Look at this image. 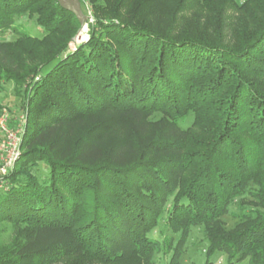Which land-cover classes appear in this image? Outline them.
I'll return each mask as SVG.
<instances>
[{
    "label": "trees",
    "instance_id": "obj_1",
    "mask_svg": "<svg viewBox=\"0 0 264 264\" xmlns=\"http://www.w3.org/2000/svg\"><path fill=\"white\" fill-rule=\"evenodd\" d=\"M87 1L70 49L81 24L56 0H0V83L26 114L0 264H145L161 220L168 264L200 224L206 264H264V0ZM245 194L260 209L223 228Z\"/></svg>",
    "mask_w": 264,
    "mask_h": 264
},
{
    "label": "rangeland",
    "instance_id": "obj_2",
    "mask_svg": "<svg viewBox=\"0 0 264 264\" xmlns=\"http://www.w3.org/2000/svg\"><path fill=\"white\" fill-rule=\"evenodd\" d=\"M80 2L82 11L87 16V19L82 29H80V31L75 35L77 36L79 34L77 40L80 42L78 43L77 40L73 41L72 39V42L69 44L70 49H73L77 44L87 40L89 31L88 23L93 22L90 4L87 0H80ZM34 17L35 15H24L18 19L15 23L17 30L25 31L32 36H41L44 28L37 25ZM18 36L19 34L17 31L8 32L6 34V39L15 40ZM17 88L18 85L11 80L2 81L0 83V118L2 115H7L8 122L10 120V127L15 125L14 120L19 121L22 115H26L24 110L21 108L20 100L17 98ZM191 119L192 118L189 116L185 123L189 124ZM3 134L4 133L0 131V139L3 137ZM253 200L254 198L250 194H245L237 199L234 205L230 206L225 214L221 216L219 221L221 226L225 229H231L239 220V215L237 216V214H249L251 209H258L259 207L257 208L256 203ZM15 233L16 229L11 223L0 221V247L8 246L13 241ZM152 236L161 243V247L158 251L154 252L148 260H145V264H168L169 255H165L162 241H164L165 238L172 236V244H175L179 234L172 233L166 227L165 222L161 220L155 231L152 233ZM183 250L184 251L179 259V264H206L208 241L205 238L204 226L202 224L194 225L189 228L185 236ZM207 264H227L226 255L218 253L211 256L210 261ZM234 264H247V261L245 260Z\"/></svg>",
    "mask_w": 264,
    "mask_h": 264
},
{
    "label": "built area",
    "instance_id": "obj_3",
    "mask_svg": "<svg viewBox=\"0 0 264 264\" xmlns=\"http://www.w3.org/2000/svg\"><path fill=\"white\" fill-rule=\"evenodd\" d=\"M14 120V126L10 127L8 116L2 115L0 118V131L3 137L0 139V188H6L3 176L14 166L20 155V144L24 133L26 115H22L20 120Z\"/></svg>",
    "mask_w": 264,
    "mask_h": 264
},
{
    "label": "water",
    "instance_id": "obj_4",
    "mask_svg": "<svg viewBox=\"0 0 264 264\" xmlns=\"http://www.w3.org/2000/svg\"><path fill=\"white\" fill-rule=\"evenodd\" d=\"M59 5L67 11L73 13L81 24V29L85 24L87 16L83 13L80 0H56ZM80 31V30H79ZM79 34L73 38V41L77 40ZM78 45V44H77Z\"/></svg>",
    "mask_w": 264,
    "mask_h": 264
}]
</instances>
